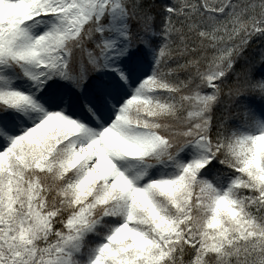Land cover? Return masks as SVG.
<instances>
[{
    "label": "snow or ice",
    "instance_id": "snow-or-ice-1",
    "mask_svg": "<svg viewBox=\"0 0 264 264\" xmlns=\"http://www.w3.org/2000/svg\"><path fill=\"white\" fill-rule=\"evenodd\" d=\"M0 264H264V0H0Z\"/></svg>",
    "mask_w": 264,
    "mask_h": 264
}]
</instances>
